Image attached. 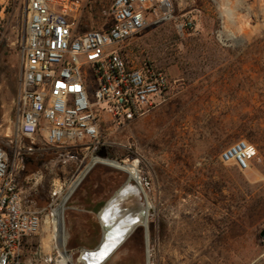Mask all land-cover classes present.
I'll return each instance as SVG.
<instances>
[{
  "label": "rangeland",
  "instance_id": "rangeland-1",
  "mask_svg": "<svg viewBox=\"0 0 264 264\" xmlns=\"http://www.w3.org/2000/svg\"><path fill=\"white\" fill-rule=\"evenodd\" d=\"M82 1L79 28L105 29L113 0ZM26 6L27 0H0V143L8 145L24 202L38 209L50 204L54 208L62 203L77 166L63 163L58 152L41 143L15 154L14 146L3 141L17 117ZM199 6L202 13L192 29L180 31L179 24L194 12L176 3L173 18L161 23L149 18L122 45L130 61L149 62L167 74L165 101L128 125L103 126L100 145L91 153L118 166L97 164L76 187L86 183L97 166L117 172L118 188L133 186L123 167L139 157L140 203L128 208L122 204L118 211L131 215L148 207V218L111 251L119 264H264V29L245 33L243 46L221 47L211 33L215 22L206 0ZM239 139L257 150L246 171L219 160L220 153ZM50 213L48 208L44 214ZM50 221L46 224L45 218L32 241L46 253L53 238ZM137 228L144 234L141 250L130 239ZM45 238L49 241L44 246ZM67 256L69 264H87L79 254ZM98 261L93 255L89 264Z\"/></svg>",
  "mask_w": 264,
  "mask_h": 264
},
{
  "label": "built area",
  "instance_id": "built-area-1",
  "mask_svg": "<svg viewBox=\"0 0 264 264\" xmlns=\"http://www.w3.org/2000/svg\"><path fill=\"white\" fill-rule=\"evenodd\" d=\"M200 0H113L110 24L102 30L79 28L82 0H27L26 22L20 48V82L12 132L3 141L14 153L30 152L41 143L59 154L78 173L62 203L45 209L26 207L11 162L8 145L0 143V264H62L67 256L54 237L49 253L32 241L52 210L63 206L80 181L97 164L109 159L93 155L103 126L123 127L140 119L165 101L169 78L149 62L130 61L122 45L138 34L153 17L156 23L173 18L175 4L194 12L179 24L183 33L199 16ZM214 17L212 36L225 48L243 46L245 33L264 29V0H206ZM256 148L239 139L219 155L223 164L239 171L250 168ZM14 154V155H15ZM129 181L141 187L140 159L123 167ZM62 187H55L53 196ZM143 191V190H142ZM50 208L51 213L45 215ZM53 224V223H52ZM65 242V241H64ZM65 245V244H64ZM69 264V261L66 262Z\"/></svg>",
  "mask_w": 264,
  "mask_h": 264
},
{
  "label": "crops",
  "instance_id": "crops-1",
  "mask_svg": "<svg viewBox=\"0 0 264 264\" xmlns=\"http://www.w3.org/2000/svg\"><path fill=\"white\" fill-rule=\"evenodd\" d=\"M119 179L112 168L97 166L87 182L79 186L67 201L64 211L67 253L85 256L101 246L104 235L114 230L104 222L110 219L113 211L102 213L109 203L115 202L117 210L122 204L128 208L140 203V194L133 190L134 186L123 185L118 188ZM23 203L26 207L34 208L26 204L24 199ZM112 258L113 253L110 252L102 264H119L116 257V260Z\"/></svg>",
  "mask_w": 264,
  "mask_h": 264
},
{
  "label": "bare ground",
  "instance_id": "bare-ground-1",
  "mask_svg": "<svg viewBox=\"0 0 264 264\" xmlns=\"http://www.w3.org/2000/svg\"><path fill=\"white\" fill-rule=\"evenodd\" d=\"M108 164L114 167L118 166L116 161H109ZM132 188L134 191L138 193V190H136L134 187ZM139 192H142V190H140ZM106 210H112L113 212H112V216L110 217V219L104 220V222L106 224H110L114 230L105 234L102 239L101 246L92 252V254L96 257V259L99 258L98 262L105 260L107 256H109L110 252L125 240V238L128 236V234L130 233V231L133 229L135 225H137L138 223L146 224L147 218H148L147 217L148 207H146L144 210H141L135 214L130 215V214H127V212L125 213L123 211L122 212L118 211L115 206V202H111L104 208L102 213L104 214ZM62 211H63L62 205L52 210V216H53L52 223L54 225V232H55L54 237H56L59 240V244L61 248L64 246ZM48 222H49L48 219H46V224H48ZM56 228L58 231L56 230ZM46 241L48 242L49 240L45 238L44 243H42L44 244V246H45ZM108 244H111L109 248L106 247L108 246ZM44 249L49 250V243H48V246ZM100 251H101V254H100ZM60 261L62 264H66V262L69 261V258L68 256L61 255Z\"/></svg>",
  "mask_w": 264,
  "mask_h": 264
},
{
  "label": "trees",
  "instance_id": "trees-1",
  "mask_svg": "<svg viewBox=\"0 0 264 264\" xmlns=\"http://www.w3.org/2000/svg\"><path fill=\"white\" fill-rule=\"evenodd\" d=\"M81 30V28H80ZM82 31V30H81ZM133 241H135L136 246L139 250L143 248L144 245V234L142 228H137L134 233L131 235V238Z\"/></svg>",
  "mask_w": 264,
  "mask_h": 264
},
{
  "label": "water",
  "instance_id": "water-1",
  "mask_svg": "<svg viewBox=\"0 0 264 264\" xmlns=\"http://www.w3.org/2000/svg\"><path fill=\"white\" fill-rule=\"evenodd\" d=\"M134 188L136 189V190H138V194H140L141 192H139L140 190H141V188H140V186L138 185V184H135L134 183ZM261 236L264 238V230L261 232ZM145 240H147V234H146V232H145ZM92 252H90V253H88L87 255H85V256H81L83 259H85L86 261H87V264H89V261L91 260V257H92ZM108 257V256H107ZM104 261V260H103ZM103 261H101V262H99V263H97V264H101Z\"/></svg>",
  "mask_w": 264,
  "mask_h": 264
}]
</instances>
